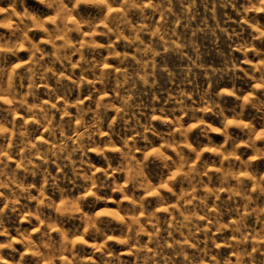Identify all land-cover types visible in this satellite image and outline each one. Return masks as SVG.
Here are the masks:
<instances>
[{
	"label": "clouds",
	"instance_id": "clouds-1",
	"mask_svg": "<svg viewBox=\"0 0 264 264\" xmlns=\"http://www.w3.org/2000/svg\"><path fill=\"white\" fill-rule=\"evenodd\" d=\"M35 2L37 10L27 13L19 23L24 25L25 32L32 31V26L24 21L39 16L40 22L36 26L47 34L56 51L41 53L33 64H39L44 55H48L55 57L52 64L59 60L75 68L80 66L79 62L73 64L72 61L77 53L87 64L89 61L81 52L82 42H73L69 34L77 33L82 37L111 34L116 37L112 43L105 45L89 41V46L108 47L112 49L110 54L119 58L122 54L116 52L113 45L119 39H129L135 45L136 53L131 59L143 71L137 72L135 78L122 73L123 79L109 93L95 87L97 83H105L107 73H102L97 80H87L83 75L86 69H82L79 79L72 83L77 87L92 85L86 106L85 99L70 103L67 98L58 96L55 89H49L48 100L40 101L36 93L39 88L35 82L36 73L32 68L28 69L32 73L29 91L14 100V107L0 109V264H83L84 257L74 249L72 239L82 237L89 230L100 231L95 212L89 214L85 211L84 203L88 197L104 205L119 207L124 202L132 205L129 209H122L126 217L132 213L128 226L130 235L125 242L131 241L129 247L139 244L135 225L139 215L143 214L144 193L158 197V204L165 203L168 198L161 194V188L176 195L173 189L179 185L185 195H189L184 189L185 184L203 194L199 200L205 207L204 202L210 195L224 190L245 200L247 211L239 213L238 220L232 222L236 225L232 231L239 233V237L234 236L235 243L228 245L233 252L225 264H264V247L260 246L264 243V227L255 233L260 239L251 250L244 245L252 237L246 234V230L241 231L245 227L246 215H255L257 223L264 225V219H261L264 217V201L260 200L264 196V172H256L254 167L257 160H264V0H96L100 7L92 16L84 13L93 0ZM175 3L180 4L178 11L173 10ZM209 3L213 18L219 5L226 11L231 9L235 19L227 15L223 27L219 21L210 25L206 17L197 20L199 6L207 7ZM146 8L159 13L160 23L154 28L144 23L148 19ZM131 10L139 12L142 18L139 26H133L127 18ZM7 11L0 8V13ZM169 18H172L171 34ZM46 24L51 27H46ZM233 24L236 27H232ZM181 25L191 30L192 36L177 43L173 36ZM125 27L133 33L130 38L123 35ZM140 33H150L152 39L146 43L140 38ZM201 36L213 42L223 38L227 44L222 53L221 68L209 69L197 56L196 59L190 58L191 62L184 70L187 78L194 69H202L210 87L199 93L198 103L189 104L192 94L184 90L178 95H170L169 99L178 105V114L153 108L141 123L136 119L137 89L157 84L155 72L147 71L149 61L144 57L152 54L154 59L161 55L157 51L159 42L167 45L164 52L179 51L184 55L183 49ZM29 43L36 52L41 51L37 45ZM61 49L64 52L57 55ZM137 55L140 60H137ZM127 59L129 55L124 53L121 64ZM93 67H100V64L93 63ZM46 71L53 69L47 68ZM162 71L168 70L165 67ZM214 78L224 81L215 90L211 87ZM40 79H44L43 75ZM9 94L14 98L18 95L15 89L9 93L0 80V96ZM28 96L33 98L32 103H28ZM229 99L237 102L234 107L227 106ZM70 109H75V112ZM249 109L258 113L259 119L249 118ZM3 112L8 116H3ZM57 113H60L59 119ZM210 116L215 118V123L209 120ZM154 120L167 125V129L158 130ZM118 124H123L126 129L119 136L116 134ZM212 133L223 138L219 144L214 142ZM193 134H198L202 142L194 143ZM241 148L247 151L241 152ZM205 153H212L219 159L210 163ZM50 168L56 171L55 176ZM153 169L157 170L156 174ZM210 171L219 174L220 188H209L205 183V177L208 184L212 182ZM29 176L33 180L40 178L39 187L37 183H25ZM65 179L71 181V186L62 184ZM232 180L235 185L229 183ZM138 192L141 194L137 195ZM64 201L71 202L73 207L63 209L61 203ZM45 209H50L51 213L46 214ZM7 213L16 215L14 227L6 224ZM192 215L195 218L194 209ZM77 219L83 222V231L66 229L68 222ZM25 224L30 227H22ZM225 227L231 226L223 225L218 230ZM155 243V251L147 245L137 249L138 256L144 253L140 257L143 264H221L215 256L207 261L189 257L176 241H173V252L167 255L168 242L156 240ZM26 257L31 259L26 260ZM104 264H111V261L105 260Z\"/></svg>",
	"mask_w": 264,
	"mask_h": 264
},
{
	"label": "rangeland",
	"instance_id": "rangeland-1",
	"mask_svg": "<svg viewBox=\"0 0 264 264\" xmlns=\"http://www.w3.org/2000/svg\"><path fill=\"white\" fill-rule=\"evenodd\" d=\"M100 7L96 0L85 10V15H95L96 9ZM212 7L211 3L207 7L203 4L199 6L200 18H207L208 23L214 24L219 21L220 25L225 26V19L227 15H231L235 19L234 13L231 9L227 11L216 6L215 17L213 13L209 11ZM0 8L8 9L9 11L0 13V80H2L5 88L9 89L11 93L12 89H15L18 95L14 98L11 94L0 96V109H7L14 107V100H18L25 92L29 91L28 85L30 83L29 77L32 73L28 71L32 68L33 72L36 73L35 82L39 85L36 93L40 101L49 99V89H55L58 96H62L68 99L70 103L75 102L79 99H85V105L89 103L86 97L90 94L92 88L91 84H84L81 87H77L76 84L72 83L73 80H78L81 76L82 69H86L83 72L84 77L87 80H97L102 73H107L105 83L101 85L97 83L95 87L97 89H106L111 93V90L116 86L119 80L123 79L122 73H126L132 78H135L137 72H142L140 65L136 61L131 59V56L135 53V45L129 42V39H119L113 45L116 52L121 53V57H115L111 55L112 49L108 47L94 48L89 46V41H95L98 44L108 45L115 40L116 37L111 36H79L77 33H70L73 42L80 40L82 42L81 52L84 57L89 61L85 64L80 60V54L77 53L72 57L73 64L79 62L80 66L73 68L68 65L67 62L61 63L59 60L55 64H52V60L55 57L44 55V58L39 61V64H33L41 53H50L56 51L51 41L48 40L47 34L41 31L36 25L40 22V17L36 16L34 20L25 19L24 23L32 26L33 30L25 32L24 25L20 24L19 21L27 13H33L37 10L38 6L35 0H25L21 3V0H0ZM180 8L179 3L174 4V11H178ZM109 12L111 9L108 10ZM145 15L148 17L144 23L150 28H154L160 23L159 13H154L151 9H145ZM127 18L130 20L133 26H139L141 24V16L137 10H131L127 13ZM49 20L52 17L48 18ZM79 19V17H77ZM71 18H69V21ZM171 23L172 18H169V34H171ZM103 24V21H101ZM46 27L51 25L46 24ZM236 27V25H231ZM106 31V29H105ZM176 36H173V40L177 43L181 41L189 40L192 36V31L184 29L181 25L175 29ZM124 37L130 38L133 33L130 29L125 27L123 32ZM179 37V39H177ZM140 38L146 43L152 39L150 33H140ZM167 40V37H165ZM35 44L41 50L36 52L30 46ZM60 41H57L59 44ZM167 47L163 42H159L157 45V51L162 54L154 57L152 54H148L144 57L145 60L149 61L147 68L148 72H155V79L157 84L155 87L137 89V116L136 119L144 122V117L150 115L153 108L159 110L164 109L166 113H177L178 105L169 99L170 95H178L181 90L187 91L192 94V102H199V93H202L204 89L210 87L209 80L205 79V73L202 69H194L193 74L188 75L185 78L184 70L189 66L191 59H196L199 56V60L206 65L209 69H219L222 66V53L227 49L223 38L216 42L210 39H206L201 36L199 39L191 41L189 47L183 49L184 55H180V52H164L163 49ZM71 51V49H68ZM61 49L57 52V55L63 53ZM128 53L129 59L125 60L121 64L120 60L123 58V54ZM107 57V59H105ZM191 58V59H190ZM141 57L137 55V60ZM93 63L100 64V67H93ZM167 68L168 71H162L163 68ZM47 68H52L53 71H46ZM55 73V74H54ZM169 73H172L170 76ZM63 77H71V79H63ZM43 75L44 79H40ZM45 83L47 87H45ZM131 83V81H129ZM21 84L24 85L21 88ZM224 84L223 80L213 79L211 87L215 90L217 87ZM96 97L93 96V99ZM28 103L33 102V98L28 96ZM9 101V102H5ZM237 102L229 99L227 106L229 108L234 107ZM75 112V109H70ZM114 114V113H113ZM3 116H8L7 112L2 113ZM247 116L249 118L259 119V114L254 110L249 109ZM60 118V113H57V119ZM209 120L215 123L214 117H209ZM19 123V121H17ZM154 124L158 125V130H166L167 125L161 124L159 120H154ZM126 129L123 124H118L116 128L117 136L122 135ZM214 142L219 144L222 141V137L215 133H212ZM192 139L194 143H201V137L198 134H193ZM247 149L241 148V152H246ZM251 154V153H249ZM205 158L212 160H218L219 158L212 153H205ZM14 166V165H13ZM256 172H264V160H257L255 162ZM53 175H56V171L53 168L49 169ZM154 174L157 173L156 169L152 170ZM255 174V173H254ZM209 175L212 177L211 184H208V178L205 177V183L209 188H220V182L217 179L218 173L210 171ZM39 177L33 180L32 177H28L25 183H37L39 187ZM155 183V181H153ZM230 184L235 185V181H229ZM246 183H250L246 181ZM62 184L71 186V181L65 179ZM170 186V185H169ZM184 189L187 190L189 195H185V192L180 188L179 185L173 189L177 194L172 195L165 188H161L160 192L162 195L167 197L165 203H157L158 197L155 195L144 193L145 205L143 214L139 215L138 223L135 225L139 235L137 239L139 244L129 247L131 241H127V236L130 235L128 232V226L131 224L129 217L132 213H129L126 217L122 209H129L132 205L124 202L119 207L115 204L104 205L98 203L94 198L88 197L84 203L85 211L89 214L95 212L98 218L97 227L100 229L99 232L89 230L82 237L78 236L72 239L71 243L74 249L84 257L83 264H104L105 260L111 261V264H143L140 259L144 255L143 252L137 255V249L142 245H147L148 248L156 250V240L160 243L168 242L169 247L166 249V255L173 252V241L179 242V245L185 249L186 255L189 257L203 258L207 261L211 256H215L217 260L221 261V264H225V261L233 252V249L229 247V244L235 243L234 236L239 237V233H233L232 228L236 227L233 221L238 220V214L247 211L246 202L241 196H234L229 191H220L216 195H210L208 200L205 201L207 207L200 203V196L203 195L195 189H191L187 184L184 185ZM156 191V189H153ZM33 194L37 193L33 190ZM110 194V193H109ZM141 193H137L140 195ZM119 195L118 193L116 194ZM256 194H253L255 198ZM55 198V197H54ZM261 201H264V196L260 197ZM27 203V201H22ZM183 205V207H182ZM30 206H34L30 205ZM195 206V208H194ZM63 209H71L73 205L69 201L61 203ZM195 213V218L192 213ZM46 214H50V209L44 210ZM264 219V217H261ZM6 224L9 227L16 225V215L13 213H7L5 217ZM218 221V222H217ZM187 225L181 226L180 223ZM223 225H230L231 227H225L221 229ZM245 227L241 228V231L246 230V234L252 238L245 241V247L249 250L257 244L260 239L255 235L259 232L261 225L257 223L255 215H246L244 217ZM22 227H30V225H23ZM66 229H70L71 232L77 230L83 231V222L79 219L68 222ZM54 237H57L56 233H53ZM58 238V237H57ZM264 247V243L260 245ZM20 247V246H17ZM110 253V254H109ZM207 253V255H205ZM151 254V253H149ZM17 256V254H13ZM116 257H119L117 260ZM18 258V256H17ZM26 260H30V257H26ZM234 260L235 257H232ZM151 264V262H149Z\"/></svg>",
	"mask_w": 264,
	"mask_h": 264
},
{
	"label": "snow or ice",
	"instance_id": "snow-or-ice-1",
	"mask_svg": "<svg viewBox=\"0 0 264 264\" xmlns=\"http://www.w3.org/2000/svg\"><path fill=\"white\" fill-rule=\"evenodd\" d=\"M6 103L9 102V101H5Z\"/></svg>",
	"mask_w": 264,
	"mask_h": 264
}]
</instances>
